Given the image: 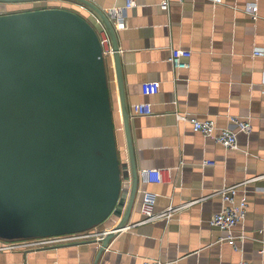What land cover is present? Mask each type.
<instances>
[{
	"label": "crops",
	"instance_id": "crops-1",
	"mask_svg": "<svg viewBox=\"0 0 264 264\" xmlns=\"http://www.w3.org/2000/svg\"><path fill=\"white\" fill-rule=\"evenodd\" d=\"M115 24L121 55L125 98L131 111V134L139 169L138 204L128 228L118 230L100 252L93 239L37 250L0 249V264H237L242 257L264 264V0H92ZM259 5L258 17L247 9ZM48 6L76 9L100 29L94 12L73 0L0 2V12ZM172 47L192 50L188 67L176 68L168 59ZM263 49L261 53L256 50ZM121 161L128 166L118 81L107 57ZM156 81L154 93L143 82ZM151 101L153 113L133 114L136 102ZM179 113L213 117L221 126L237 127L230 115L250 119L252 130L238 132V147L227 148L193 128ZM209 158L214 163H203ZM147 167L163 169L160 181L143 177ZM128 169H124L126 172ZM258 176V177H256ZM246 184L248 210L235 232L246 229L253 237L235 248L227 232L210 223L223 206L218 192L225 185ZM127 183V181H126ZM156 193L154 209L195 200L171 219L141 222L144 190ZM242 192V191H240ZM111 216L97 228L113 227ZM22 240V239H19ZM5 239L0 238V244Z\"/></svg>",
	"mask_w": 264,
	"mask_h": 264
},
{
	"label": "water",
	"instance_id": "water-1",
	"mask_svg": "<svg viewBox=\"0 0 264 264\" xmlns=\"http://www.w3.org/2000/svg\"><path fill=\"white\" fill-rule=\"evenodd\" d=\"M73 1L110 35L128 166L98 27L69 7L0 12V238L82 231L119 217L101 252L139 206L140 175L115 24L94 1Z\"/></svg>",
	"mask_w": 264,
	"mask_h": 264
},
{
	"label": "built area",
	"instance_id": "built-area-1",
	"mask_svg": "<svg viewBox=\"0 0 264 264\" xmlns=\"http://www.w3.org/2000/svg\"><path fill=\"white\" fill-rule=\"evenodd\" d=\"M184 1V0H179ZM221 2L223 0H215ZM136 0H127V7L136 5ZM161 6L163 8L169 7V0H162ZM247 9L253 14L254 17H258L259 5L257 2H250ZM98 33L103 46V51L106 56L112 54V43L109 33L102 25L98 29ZM263 49H258L255 53H261ZM192 55V50L184 47H172L171 53L168 59L176 68L188 67L190 65L188 58ZM158 83L156 81L147 80L143 82V91L145 93H154L157 89ZM154 111L153 103L151 101L136 102L133 105V114L149 115ZM181 118L189 119L195 130H199L204 135L210 136L216 141L222 143L227 148L238 147V132L252 130V122L250 119L238 117L237 115H230L231 121L236 123L237 127L221 126L217 123V120L213 117L200 118L196 115H187L179 113ZM203 163H214L213 160L205 158ZM143 177L151 181H160L163 177V169L158 167H147L141 170ZM258 177V176H256ZM250 179L234 183L232 185H225L218 190L223 198V206L220 210L214 212L210 218V223L214 226L227 232L222 239H227L235 248L242 249L237 241H244L248 237H253L246 229H240L238 233L235 232L236 225L243 221L247 215L248 210V196L246 191V184ZM242 191V192H240ZM156 202V193L151 190H144L141 201V210L144 214L141 222H148L152 220L167 218L171 219L175 213L185 207L190 206L195 200L184 201L180 205H170L164 209L156 211L154 204ZM127 224L124 228H128ZM121 228V229H124ZM113 227H106L98 229L97 227L76 231L67 232L47 236H38L32 238H26L22 240H6L0 244V249H23V250H37L49 247H58L64 244L81 243L84 241H91L93 239L100 240L101 237L111 232ZM264 228H260L263 231ZM264 251V248L261 249ZM145 264H166V262L158 259H146ZM237 264H251L250 261L244 257L240 259Z\"/></svg>",
	"mask_w": 264,
	"mask_h": 264
},
{
	"label": "rangeland",
	"instance_id": "rangeland-1",
	"mask_svg": "<svg viewBox=\"0 0 264 264\" xmlns=\"http://www.w3.org/2000/svg\"><path fill=\"white\" fill-rule=\"evenodd\" d=\"M121 153V151H120V149H119V154ZM121 163H122V161H121Z\"/></svg>",
	"mask_w": 264,
	"mask_h": 264
}]
</instances>
